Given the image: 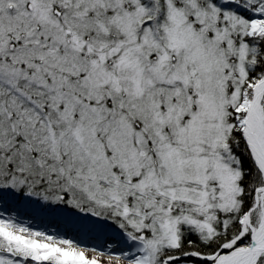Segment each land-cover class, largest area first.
<instances>
[{"label": "snow or ice", "instance_id": "6c2138e0", "mask_svg": "<svg viewBox=\"0 0 264 264\" xmlns=\"http://www.w3.org/2000/svg\"><path fill=\"white\" fill-rule=\"evenodd\" d=\"M0 264H264V0H0Z\"/></svg>", "mask_w": 264, "mask_h": 264}]
</instances>
